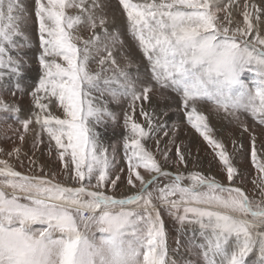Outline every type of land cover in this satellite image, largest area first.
I'll use <instances>...</instances> for the list:
<instances>
[{
  "label": "snow or ice",
  "instance_id": "6c2138e0",
  "mask_svg": "<svg viewBox=\"0 0 264 264\" xmlns=\"http://www.w3.org/2000/svg\"><path fill=\"white\" fill-rule=\"evenodd\" d=\"M118 3L146 61L149 71L143 77L132 71L137 62L124 50L122 34L109 29L107 2L32 0L39 79L30 93V115L19 122L24 133L38 125L55 142L65 179L76 186L57 182L54 174L51 179L47 173L24 174L0 159V264H178L170 257L158 205L181 225L199 226L203 242L190 251L201 264H248L254 252L257 264H264V159L256 135H251V161L258 177L252 183L259 199H252L234 183L246 177L224 144L210 135L206 114L210 106L243 132L249 127L242 114L264 126V7L244 0L241 23L235 18L239 0ZM31 15L24 0H0V81L21 74L23 49L31 47L25 33ZM246 72L255 78L246 82ZM156 90L178 95L177 111L219 158L227 184L195 165L189 170L180 145H175L176 160L170 149L161 150L158 134L169 136L167 124L154 107H145ZM123 102L124 188L132 191L117 196L121 175L113 171L115 146H106L98 129L118 123L109 105ZM19 111L0 95V113ZM152 139L163 163L147 146ZM13 152L20 149L7 155ZM176 244L179 251V239Z\"/></svg>",
  "mask_w": 264,
  "mask_h": 264
},
{
  "label": "rangeland",
  "instance_id": "374dc122",
  "mask_svg": "<svg viewBox=\"0 0 264 264\" xmlns=\"http://www.w3.org/2000/svg\"><path fill=\"white\" fill-rule=\"evenodd\" d=\"M29 6V12L32 13L30 20L28 21V27L25 29L26 35L29 37L31 47L23 49L22 55L24 56L25 64L21 70L19 76H9L3 81H0V95H3L4 99L9 102H14L19 108L18 113H0V159L8 160L9 163L17 170L24 174L31 175L33 173L44 175L47 173L48 177L54 178L57 182L76 186L72 181L66 180L64 175L63 162L60 161L55 142H49V138L46 133H42L38 125H30V130L27 133L23 132L20 120H23L30 115V108L32 106L31 91L38 83L39 79V65H38V25L35 23V16L32 7V0H24ZM107 2L108 7L105 13L108 17V26L110 30H117L122 34L125 41L124 50H131L136 64L132 71L138 70L139 74L143 77L149 70L146 65V61L143 60L141 53L138 51L135 42L127 32L126 16L123 13L118 0H102ZM241 7L236 10L235 18L237 21H243L242 15L239 13L243 11L244 0H239ZM254 2L261 7H264V0H254ZM75 12V10H70ZM223 16V13H221ZM264 27V24H262ZM99 30V29H98ZM83 35L87 37L88 32H84ZM20 43H26L23 38H20ZM117 58L120 59L119 51L117 52ZM93 68H96L95 63L92 64ZM254 73L246 72L243 79L246 82H250L254 79ZM20 85L21 90L16 89V85ZM15 91L16 96L13 97L11 93ZM166 97L161 99V96ZM152 104V106H150ZM151 104H146L145 107L149 110L153 107L158 113L160 119L165 121L169 136L164 137L163 132L158 135L161 138V150L165 148L170 149L169 155L172 160H176L175 145H180L181 151L185 153L188 160V168L191 170L193 166H196L197 170L202 171L206 175L215 176L218 181L227 184L226 171L223 169L219 158L215 156L212 148L204 141L203 137L199 135L193 129L186 120L183 111H177L179 109V97L176 93L167 90H156L152 94ZM109 107L117 113L118 123L116 125L109 124L106 128H100L98 131L102 133V139L106 146H115V160L113 162L114 173L121 175L120 183L121 187L115 193L117 196L123 194H130L132 189L124 188V180L126 179V160L123 150V111L122 109L127 107L126 102H123L120 106L116 104H110ZM167 111V115L163 113ZM59 114V113H57ZM206 114L210 116L209 126L212 129L210 135L224 144L229 156L233 160L234 166L238 169V172L246 177L241 183L240 180H235L234 183L241 186L248 196L252 199H259L258 189L252 183L253 179L258 177V173L251 161V135H256V148L258 156L264 159V126L259 125L249 115L242 114L241 121L249 127V132H243L242 128L236 122H229V120L223 119V113L217 115L210 111V106L206 110ZM6 117V118H5ZM139 122L144 123L142 117L137 115ZM175 129V136L172 135V130ZM23 134L25 139L21 141L20 135ZM169 139H174V144H168ZM42 141V142H41ZM233 141L236 143L233 144ZM242 145V147H240ZM147 146L150 150L156 153L157 158L163 163V158L160 153L156 152L155 139L147 142ZM19 148L20 152L17 154L13 152V155L8 156V152H12L13 149ZM109 153H112V147H109ZM190 153V155H189ZM34 162V163H33ZM41 167L44 171L41 172ZM120 169H125V172L121 173ZM170 170L175 172L177 168L170 166ZM142 174L146 175V173ZM162 183H167L162 179ZM187 183V181H185ZM161 218L164 222L165 230L168 235V246L170 250V257L178 261V264H186L187 261L192 260L195 264H201L195 255L190 251L193 244L203 242V238L200 235L199 226L184 224L181 225L173 215L169 214L167 207L158 205ZM177 239L180 240L181 245L179 251H176ZM258 253H252L248 258V264H257Z\"/></svg>",
  "mask_w": 264,
  "mask_h": 264
},
{
  "label": "bare ground",
  "instance_id": "6f19581e",
  "mask_svg": "<svg viewBox=\"0 0 264 264\" xmlns=\"http://www.w3.org/2000/svg\"><path fill=\"white\" fill-rule=\"evenodd\" d=\"M150 106H152V104H151ZM150 110H151V109H150Z\"/></svg>",
  "mask_w": 264,
  "mask_h": 264
}]
</instances>
